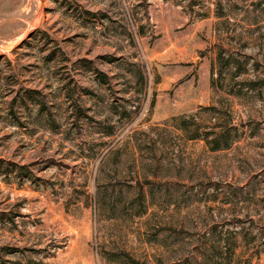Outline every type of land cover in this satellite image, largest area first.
Listing matches in <instances>:
<instances>
[{"label":"rangeland","instance_id":"374dc122","mask_svg":"<svg viewBox=\"0 0 264 264\" xmlns=\"http://www.w3.org/2000/svg\"><path fill=\"white\" fill-rule=\"evenodd\" d=\"M0 264H264V0H0Z\"/></svg>","mask_w":264,"mask_h":264}]
</instances>
